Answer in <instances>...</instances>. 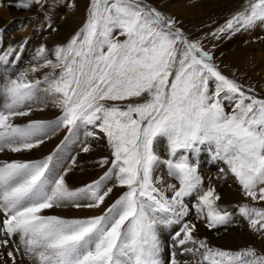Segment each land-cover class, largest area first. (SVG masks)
Returning <instances> with one entry per match:
<instances>
[{"label": "snow or ice", "instance_id": "obj_1", "mask_svg": "<svg viewBox=\"0 0 264 264\" xmlns=\"http://www.w3.org/2000/svg\"><path fill=\"white\" fill-rule=\"evenodd\" d=\"M177 23L151 0H89L84 23L55 47V60L45 46L37 50L29 71L42 79L25 72L0 85V152H31L61 128L73 137L83 128L110 149L97 161L103 175L78 188L67 182L75 158L67 168L53 155L0 162V264H264V252L251 246L210 247L188 219L194 211L212 229L238 213L264 236V98L222 74ZM258 24L264 0H245L211 35ZM49 100L60 110L55 121L16 122ZM205 149L228 166L248 201L235 212L218 203L215 187L204 186L198 154ZM114 189L122 192L100 215L46 213L101 209ZM166 226H177L167 245Z\"/></svg>", "mask_w": 264, "mask_h": 264}, {"label": "rangeland", "instance_id": "obj_2", "mask_svg": "<svg viewBox=\"0 0 264 264\" xmlns=\"http://www.w3.org/2000/svg\"><path fill=\"white\" fill-rule=\"evenodd\" d=\"M18 2L19 0H0V4H3V6H0V28L4 29L3 34L0 35V85L5 84L9 79H17L21 73L25 72H28L30 77L42 79V76H37V74L30 73L29 71L39 62L36 59L37 50L41 45L45 46L48 49V58L55 60L53 55L55 47L65 43L82 26L87 17V9L89 6V0H86L85 6L81 5L80 0H41V4L33 5L30 10H24L12 6ZM244 2L245 0H240L238 3L242 5ZM165 3H167V9L163 5ZM151 4L161 10L165 15L174 18L178 22L177 26L181 28L185 35L194 41H199L203 50L209 52L212 58V48L214 47L219 50L220 53L217 54L219 63L215 62L214 58L212 60L218 69L220 68L218 65L223 63L224 58L239 57V60L241 58V61H244L241 66H246L243 67L244 71L240 79H237L228 72L222 71L221 68L219 71L226 77L242 84L245 89L249 87L253 88L259 97L264 98V25L258 24L254 28L241 30L237 33L225 32L218 34V38L224 34H227L229 37L226 39V43L224 44L225 49H223L219 44L215 47V40L217 38L213 37L211 33L224 25L225 21L229 18L227 14L229 11L222 9L224 11L221 17L215 16V19H209L208 21V17H206L203 21L206 22L203 23L202 20H195L190 15H187L188 17H184V14L182 15L185 8L187 10L192 9L190 1L151 0ZM168 10L170 13L167 12ZM174 14L175 16H173ZM203 14L208 15V13ZM203 18L205 17L199 16V19ZM52 29H56V31H52ZM23 41H27V43L23 47H20ZM10 48L15 49V51L9 52ZM40 107H43V111L39 110ZM34 108L36 110L33 111L30 117L18 118L16 122L23 125L27 124L30 119L36 120L37 117L40 121L53 122L60 115V110L53 107L50 100L46 107L38 104L34 105ZM62 132H64L63 135ZM58 133L60 134V141L57 142L52 153L42 152L40 154L36 149L30 153H11L5 151L0 152V162H10L12 160H43L48 155H53L54 163L58 162L60 168H67L72 166V158H75L78 164L72 168V188L82 187L85 184L91 183L93 180L99 179L105 169L100 168L97 161L101 157L110 156V149L106 141H93L92 138H86L83 128L77 132L75 137L71 136L62 128ZM65 137L69 139L66 140ZM62 141L64 142L63 144L61 143ZM85 142L92 144V151L89 153H83L81 151V147ZM164 147L166 145H162V152ZM37 150L39 149L37 148ZM40 155L43 157H40ZM198 156L200 164L199 171L203 177L204 186L216 188L217 193L221 196V201L218 203L229 211L235 212L241 203L248 202L242 195L241 188L235 181V178L228 171V166L223 161L213 159V153L206 149L201 151ZM82 169L88 172L84 178H82L84 173ZM220 181L224 182L218 184ZM121 192V189H114V195L106 202V205L102 206L101 209H87L85 212L87 214L83 216H79L77 213L80 211L81 214H84L82 209L76 208H55L53 212H56L57 209L58 212H61L56 213V215L67 219L100 215L102 214L103 208L111 204ZM194 202V200L189 201L190 206ZM72 215L75 216L73 217ZM188 219H193L197 225L198 230L195 235L199 239L205 240L214 249L218 248L222 250V245L226 246L225 243L229 239H233V249H230L231 252H236L249 246L259 252H263L264 250L260 246V241L264 236L254 233L249 228L248 221L239 217L238 213L234 215L231 224L227 226L221 225L209 235L206 229V223L195 219L194 211ZM175 230H177V226H166L164 228L162 238L166 245L170 243V233Z\"/></svg>", "mask_w": 264, "mask_h": 264}, {"label": "bare ground", "instance_id": "obj_3", "mask_svg": "<svg viewBox=\"0 0 264 264\" xmlns=\"http://www.w3.org/2000/svg\"><path fill=\"white\" fill-rule=\"evenodd\" d=\"M81 1V5L82 6H85L86 4V0H80ZM187 1H190L191 2V8L190 10H187L185 8V11L184 13H182V15L184 14V17L187 16V15H190L193 19L195 20H202V22L206 19V17H208L207 21L209 19H215V16L217 17H221V14L223 13L224 10H227L229 11V13H227L229 16V18H231V16L237 11L240 9L241 5L238 3L240 0H186ZM159 2V1H158ZM166 6V9L168 8L167 7V3L163 4ZM171 8V6H169ZM169 8V9H170ZM172 9V8H171ZM224 9V10H222ZM168 13H170V11L168 10L167 11ZM203 13H208L207 14H203ZM203 14V15H202ZM178 15V14H177ZM207 15V16H206ZM175 16V14L173 15ZM199 16H202V17H205L203 19H199ZM188 17V16H187ZM228 18V19H229ZM182 19V18H180ZM206 22V21H205ZM203 22V23H205ZM200 25V24H199ZM231 33V32H230ZM237 33V32H236ZM229 37L227 36V34H224L223 36L217 38L215 41H216V44H215V47H217V45L219 44V46H222L223 49H225L224 47V44L226 43V39H228ZM53 51V50H52ZM212 54H213V58H214V61L219 63V58H218V53L219 50H217L216 48H212L211 50ZM234 53V52H233ZM231 53V54H233ZM230 54V55H231ZM241 57V56H240ZM244 61H241V58L239 60V57H229V58H224L223 59V63H220L218 66L222 69V71L224 72H228L230 74H232L233 76H235L237 79H240L242 74H243V67L246 66V65H243V67L241 66V64L243 63ZM216 63V64H217ZM219 68V69H220ZM220 69V70H221ZM243 79V78H242ZM54 117V116H53ZM50 119V118H49ZM31 120H35V119H31ZM38 120V117L37 119ZM40 121V120H38ZM54 121V120H53ZM58 131H61V129H58L55 133H50V138L48 139H45V143L42 144L36 151H39L40 154H42V152H50L52 153V150L53 148L57 145V142L60 141V137H59V133ZM64 134V132H62V135ZM67 134V133H66ZM70 137V136H69ZM73 138V137H72ZM69 139V138H68ZM69 141V140H68ZM30 153V152H29ZM54 153V152H53ZM49 156V155H48ZM40 157H43L40 155ZM84 171H82L83 173V177L84 178L88 172L85 170V169H82ZM73 170L69 173V175L67 176V182L68 184L72 187L73 186ZM224 182V181H223ZM222 181H220V183L218 182V184H222L223 183ZM226 183H229V182H226ZM224 202H226V200H224ZM223 207V205H221ZM66 208V207H65ZM69 209H73L72 207H68ZM53 210H55V208H53L52 210H46V213L49 214V215H56V213H60L57 211L56 209V212ZM87 209H82V212L84 214H81L80 211H78L77 213L79 214V216H83V215H86L85 212H86ZM90 212V211H89ZM97 212V211H96ZM75 214V213H73ZM92 214V213H91ZM95 214V213H94ZM57 216V215H56ZM73 217L75 215H72ZM72 218V217H70ZM219 227L217 228H212V229H209L207 226H206V229L208 231V235L209 234H212V232H214L216 229H218ZM235 231V230H234ZM233 231V232H234ZM213 236V235H212ZM235 236V235H234ZM213 238V237H212ZM232 240L233 239H229L227 243H225L226 246L222 245V250H226V251H230V249L232 250L233 246H232ZM260 246L264 249V238L261 239L260 241ZM264 252V250H263ZM183 259H188L189 257L185 256V257H182Z\"/></svg>", "mask_w": 264, "mask_h": 264}]
</instances>
